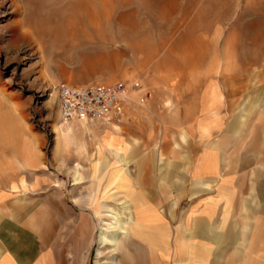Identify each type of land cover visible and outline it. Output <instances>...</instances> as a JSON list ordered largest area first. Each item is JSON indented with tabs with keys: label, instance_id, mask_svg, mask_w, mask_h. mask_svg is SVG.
Masks as SVG:
<instances>
[{
	"label": "rangeland",
	"instance_id": "1",
	"mask_svg": "<svg viewBox=\"0 0 264 264\" xmlns=\"http://www.w3.org/2000/svg\"><path fill=\"white\" fill-rule=\"evenodd\" d=\"M34 1L0 0V192L11 195L0 209L13 241L56 264H174V235L199 245L191 186L164 184L182 178V147L193 160L226 134L264 143V0H109L101 26L59 33L45 22L65 24L67 0H42L35 13ZM115 81L139 82L144 106L112 125L61 122L58 84ZM203 97L222 102L207 133ZM136 199L161 214L164 242L133 235ZM111 209L132 220L114 245L99 240Z\"/></svg>",
	"mask_w": 264,
	"mask_h": 264
},
{
	"label": "crops",
	"instance_id": "2",
	"mask_svg": "<svg viewBox=\"0 0 264 264\" xmlns=\"http://www.w3.org/2000/svg\"><path fill=\"white\" fill-rule=\"evenodd\" d=\"M221 105V97L211 104L202 98L204 122L214 118L208 130L201 126L202 133L209 132L213 122L217 126L219 114L215 112L214 117L210 111L213 107L217 111ZM237 138L232 133L218 137L201 148L193 160L190 149L182 147V178L177 182L174 178L168 179L164 184L180 185L184 191L191 186L193 208L188 213L198 225L190 229L198 236L199 249L188 242L193 240L191 237L174 235L173 255L177 256L174 264H183L181 255L190 252L198 255L200 261L206 259L201 264H264V145H260L264 143L251 141L242 145ZM202 190L206 193L199 194ZM10 200L9 193L0 192V206ZM136 200L140 217L133 235L151 244L156 239L164 242L168 235L160 225L164 222L161 214ZM5 213L0 209V264H56L49 253L31 249L25 242L13 241V224ZM182 227L186 234L185 221ZM147 228L153 234H147L144 231ZM119 262L124 264L120 258Z\"/></svg>",
	"mask_w": 264,
	"mask_h": 264
},
{
	"label": "built area",
	"instance_id": "3",
	"mask_svg": "<svg viewBox=\"0 0 264 264\" xmlns=\"http://www.w3.org/2000/svg\"><path fill=\"white\" fill-rule=\"evenodd\" d=\"M60 119L63 122L121 121L127 111L143 107L147 90L139 82L91 83L56 87Z\"/></svg>",
	"mask_w": 264,
	"mask_h": 264
},
{
	"label": "bare ground",
	"instance_id": "4",
	"mask_svg": "<svg viewBox=\"0 0 264 264\" xmlns=\"http://www.w3.org/2000/svg\"><path fill=\"white\" fill-rule=\"evenodd\" d=\"M108 1L109 0H67L65 5H64L65 6V12L67 14L66 23L61 25V23H49L48 21H46L45 24L47 26L51 25L48 27H50L54 33H59L63 30L73 31V30L77 29L78 27H81L85 24H86V26H87V24L89 26V25H95L96 23H98L101 26L106 20ZM33 4H34L33 12L35 13V12L39 11V7L42 4V0H35ZM103 28L105 29V27H103ZM100 31H102V30H100ZM10 32H11L10 36L12 38L10 40V42H12L13 38H15V35L17 33L15 31H10ZM19 37H22V36L19 34ZM59 116H60V113H59ZM61 122L63 124L72 123V122H63V121H61ZM92 122H96V121H92ZM98 122H100V121H98ZM85 123H91V122H85ZM106 123L112 125L113 122H106ZM113 127L115 129H117L116 126H113ZM117 158H118L119 163H121V164L125 163L126 156L117 155ZM104 164H106V162H104ZM75 174L78 176V178L76 180H79L78 168L75 170ZM100 208L104 209L105 206L102 205V206H100ZM108 212L107 213H108L109 218L111 219L110 220L111 222H108L105 225L106 228L104 231L101 230L100 235H99V240H100V242L107 241L110 245H114L118 239V233H119L118 231L123 230V228H124L123 226L125 225V223L126 222L131 223L132 220H131V217H129V218L126 217V222L121 220L119 218V216L117 215V213L114 212L113 209H111ZM107 233L110 235H105ZM111 264H118V263H117V261H115V259H113V260H111Z\"/></svg>",
	"mask_w": 264,
	"mask_h": 264
}]
</instances>
